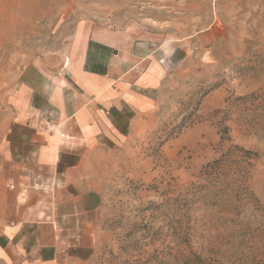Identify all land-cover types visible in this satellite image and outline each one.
<instances>
[{"label": "rangeland", "instance_id": "374dc122", "mask_svg": "<svg viewBox=\"0 0 264 264\" xmlns=\"http://www.w3.org/2000/svg\"><path fill=\"white\" fill-rule=\"evenodd\" d=\"M83 25L167 34L178 59L151 125L105 171L94 264H264V0H0V223L19 169L5 158L8 97L26 66L64 62ZM233 146L257 155L229 161L249 191L183 212V191Z\"/></svg>", "mask_w": 264, "mask_h": 264}, {"label": "crops", "instance_id": "0c3cea01", "mask_svg": "<svg viewBox=\"0 0 264 264\" xmlns=\"http://www.w3.org/2000/svg\"><path fill=\"white\" fill-rule=\"evenodd\" d=\"M78 37L64 62L26 66L8 97L5 158L20 170L6 178L0 264H94L105 171L151 125L178 61L177 42L152 30L83 25Z\"/></svg>", "mask_w": 264, "mask_h": 264}, {"label": "trees", "instance_id": "16d2710c", "mask_svg": "<svg viewBox=\"0 0 264 264\" xmlns=\"http://www.w3.org/2000/svg\"><path fill=\"white\" fill-rule=\"evenodd\" d=\"M235 151L243 152L240 158L246 157L247 160L257 158L255 153L233 146L220 159L208 163L200 172L201 183H191L183 191L180 199L183 212L194 209L198 202L205 201L208 197L220 198L221 193L228 190L237 188L249 191L244 173L237 171L236 166L229 162ZM227 168L228 171H225Z\"/></svg>", "mask_w": 264, "mask_h": 264}, {"label": "built area", "instance_id": "2783aa9c", "mask_svg": "<svg viewBox=\"0 0 264 264\" xmlns=\"http://www.w3.org/2000/svg\"><path fill=\"white\" fill-rule=\"evenodd\" d=\"M46 126L49 127V123H46Z\"/></svg>", "mask_w": 264, "mask_h": 264}]
</instances>
